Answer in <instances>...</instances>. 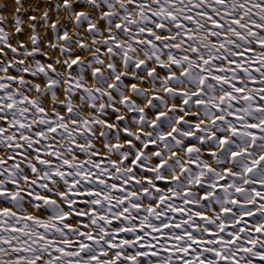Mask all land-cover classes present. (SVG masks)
Wrapping results in <instances>:
<instances>
[{"label": "snow or ice", "instance_id": "obj_1", "mask_svg": "<svg viewBox=\"0 0 264 264\" xmlns=\"http://www.w3.org/2000/svg\"><path fill=\"white\" fill-rule=\"evenodd\" d=\"M0 264H264V0L0 5Z\"/></svg>", "mask_w": 264, "mask_h": 264}, {"label": "clouds", "instance_id": "obj_2", "mask_svg": "<svg viewBox=\"0 0 264 264\" xmlns=\"http://www.w3.org/2000/svg\"><path fill=\"white\" fill-rule=\"evenodd\" d=\"M5 2H6V0H0V5H3Z\"/></svg>", "mask_w": 264, "mask_h": 264}]
</instances>
